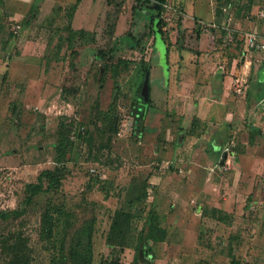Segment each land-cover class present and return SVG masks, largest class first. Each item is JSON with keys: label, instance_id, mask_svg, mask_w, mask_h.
<instances>
[{"label": "rangeland", "instance_id": "rangeland-1", "mask_svg": "<svg viewBox=\"0 0 264 264\" xmlns=\"http://www.w3.org/2000/svg\"><path fill=\"white\" fill-rule=\"evenodd\" d=\"M76 2L38 0L39 12L25 27L21 20L30 5L6 0L0 8V213H19L0 218V241L17 232L31 255L20 256L18 263L1 250L0 242V264H51L54 249L40 221L53 206L70 214L68 223L59 224L67 234L64 249L77 229L93 222V264L116 258L118 264L132 263V246L111 254L106 242L116 210L136 215L137 228L150 211L158 215L167 238L154 247L152 264H264V137L258 134L249 143L247 132L252 121L264 127V102L246 108L241 130L230 134L227 150L213 160L215 164L204 166L201 161L210 158L203 145L191 147L193 137L204 135L199 125L204 116L187 99L186 89L196 56L239 47L238 29L255 31L264 40V16L258 14L264 0ZM251 8L257 15H251ZM137 10L146 11L138 16ZM227 12L236 20L229 25ZM150 14L160 20L162 38L150 35L145 25ZM77 30L89 36L71 34ZM131 34L142 35L139 44ZM111 48L113 63L128 62L116 68V75L94 56L95 49ZM72 49L79 63L76 73L69 66ZM254 50L258 49L250 51ZM216 60L219 67V57ZM149 65L150 106L141 131H135L133 112ZM180 67L186 72L180 73ZM73 75L78 86L74 96L64 93L61 84L66 79L70 85ZM115 85L119 129L111 139L91 122L101 125ZM240 107L233 111L239 113ZM190 120L179 147L182 123ZM60 123L73 130L88 129L93 145L89 149L79 142L59 161L66 173L57 190H46L44 179L41 191L30 195L27 185L58 161ZM224 154L229 159L220 165ZM136 182L148 184L147 197L129 203L127 192Z\"/></svg>", "mask_w": 264, "mask_h": 264}, {"label": "trees", "instance_id": "trees-1", "mask_svg": "<svg viewBox=\"0 0 264 264\" xmlns=\"http://www.w3.org/2000/svg\"><path fill=\"white\" fill-rule=\"evenodd\" d=\"M38 0H33L29 5L28 13L21 20V24L25 26H30L32 24V20L37 16L39 12L40 6L37 4ZM79 0L75 3L77 5ZM6 0H0V8H3ZM114 2V0H113ZM157 2V0H156ZM75 8V6H73ZM154 8L160 9V5L154 4ZM140 9V8H139ZM144 10V9H141ZM137 10L136 14L138 16H142L146 11ZM220 12V9L218 10ZM147 13V12H146ZM146 16V15H145ZM147 28L150 30V35H159L162 38V32L159 28L160 20L153 14L149 15V22L145 24ZM180 23H178V27ZM78 34L80 38L85 39L88 35L83 30L71 31L72 35ZM236 33L233 34V38ZM89 36V35H88ZM142 35H132L130 38L134 41L135 44H139L141 41ZM11 39H16V34L10 33ZM111 49L103 50V49H95L94 56L95 58L103 63V68L107 69L108 67L111 70H114V75H116V68L120 65L127 66L126 61L122 59H117L115 63L112 61L111 57ZM144 51L143 46L140 49L142 53ZM75 50L72 49L71 56L69 58V66L76 73L79 63L75 60ZM150 65L145 67V73L149 72ZM77 75V74H76ZM72 77L71 84H66V79L62 81V90L64 93L75 95L74 92L78 91V86L75 84V76ZM114 97L107 109L102 114L101 125H97L96 121H92L91 123L95 124V130L100 133L103 132L105 135H111V139L116 136L119 129V121L118 115L116 112L117 109V100H118V87L115 85L114 87ZM136 107L133 112L134 122L133 128L135 131H141L142 122L146 115V106H150V101H143V98L139 94V98L136 101ZM82 126L73 130L72 127H67V125L59 124V157L56 162L54 168L52 170H44L38 176V180L34 184H28L27 190L30 195H34L41 191L43 187V180L47 179L48 186L46 190L55 191L60 185L61 181L65 176L66 169L59 161L64 159L68 151H72L75 148L76 144L87 143L88 148L90 149L93 145V137L94 135L88 129H82ZM264 181V178L262 182ZM264 184V183H263ZM147 187L148 184L141 183L139 185L138 182L132 183L129 186V191L127 192L128 202H142L147 197ZM136 189H139L136 192ZM255 191L253 190L252 194L249 196V199H253V195ZM261 199L264 200V194L262 192ZM30 198L27 199V201ZM217 212V211H214ZM221 214L226 215V213L222 211H218ZM17 211H12L11 213L1 212L0 218L3 220H7L13 215H18ZM228 216V215H227ZM64 217V220H63ZM70 218L69 212L65 211V209L60 206L47 208L46 211L41 216V227L44 229V234L49 241L51 239L52 247L54 249V253L51 256V264H93V252H92V244H93V222H87L81 228L77 229L76 232L70 238V245L66 249H64V244L66 240V231H63L59 224L62 221L68 223ZM137 216L125 212L122 210H116L112 217V221L110 223V227L108 230V234L106 237V242L111 246V254L122 253L125 248L133 247L134 256L131 264H152L155 260L154 247L158 243H162L167 238V231L164 227L160 225L159 217L154 212L150 211L143 221V224L140 228H137L136 221ZM63 223V222H62ZM66 235V236H65ZM1 242V250L6 255H11L14 257L18 263L21 262L20 256H25V259L30 258L29 251H26V245L23 243L24 239L17 232L11 234L9 237H2ZM59 242V245L56 243ZM99 264H118V260L112 259L109 262L101 261Z\"/></svg>", "mask_w": 264, "mask_h": 264}, {"label": "crops", "instance_id": "crops-1", "mask_svg": "<svg viewBox=\"0 0 264 264\" xmlns=\"http://www.w3.org/2000/svg\"><path fill=\"white\" fill-rule=\"evenodd\" d=\"M12 1L29 5L33 0ZM252 8L250 10V13H252L251 15H257V9L255 13V8L254 10ZM234 21L236 20L233 15L232 22ZM235 32H238L240 35L239 40L241 41L239 47H229L226 51L218 50L212 55L207 52L200 53L196 56L197 60L192 62V66H189L190 73H188L192 81L186 86V89H188L187 99L193 101L196 107L199 106V108H201L198 113L203 114L204 118L199 121V125L201 124V127L205 129L204 135L195 137L196 139L193 137L191 147L197 144L203 145L202 149H204V154L210 158L207 162L205 159L201 161L204 166H212V163L215 164L213 160H218L222 155L221 152L225 149L227 150L230 134L241 130V117L246 108L248 110L252 105L264 102V52L258 50L251 52L247 50L246 42L243 37L246 31L238 29ZM215 50H217V48ZM218 57L219 61H221L219 67L215 66ZM188 58L190 62L192 57L188 56ZM180 68V73L182 71L184 72V70L186 72L185 68ZM237 79L245 83L241 94L236 92L235 81ZM233 84L235 86V91L232 90ZM244 93H246L245 96ZM173 99L175 100L176 96L173 97ZM235 106H241L239 113H237L236 110L233 111ZM200 115L197 114L198 117ZM189 122L191 123V120L184 121L183 123L188 125ZM187 130L186 126L180 128L178 141L180 137H182V139L178 142L180 144L179 147H182L186 140ZM263 131L264 127H262L259 122H250L247 130L249 143H251L258 134L264 137ZM208 140L211 142L210 148H208ZM211 150L213 155L211 154ZM228 159L227 155L224 154L223 159L219 161L220 165L225 163ZM254 189L255 187L253 190Z\"/></svg>", "mask_w": 264, "mask_h": 264}, {"label": "built area", "instance_id": "built-area-1", "mask_svg": "<svg viewBox=\"0 0 264 264\" xmlns=\"http://www.w3.org/2000/svg\"><path fill=\"white\" fill-rule=\"evenodd\" d=\"M228 13V12H227ZM234 13H228V18H226V23L229 25L232 21ZM259 17L262 18L264 16V10H260L258 12ZM244 40L246 42V47L247 50H252V49H258L263 51L264 50V40L260 38V36L255 32V31H247L244 33ZM232 40V38H231ZM236 92L241 94L243 92V87H244V82L241 80H236ZM264 134V131H263Z\"/></svg>", "mask_w": 264, "mask_h": 264}, {"label": "water", "instance_id": "water-1", "mask_svg": "<svg viewBox=\"0 0 264 264\" xmlns=\"http://www.w3.org/2000/svg\"><path fill=\"white\" fill-rule=\"evenodd\" d=\"M140 95L143 98L144 102H147L149 100V72L145 73Z\"/></svg>", "mask_w": 264, "mask_h": 264}, {"label": "flooded vegetation", "instance_id": "flooded-vegetation-1", "mask_svg": "<svg viewBox=\"0 0 264 264\" xmlns=\"http://www.w3.org/2000/svg\"><path fill=\"white\" fill-rule=\"evenodd\" d=\"M182 126H184V123H182Z\"/></svg>", "mask_w": 264, "mask_h": 264}]
</instances>
